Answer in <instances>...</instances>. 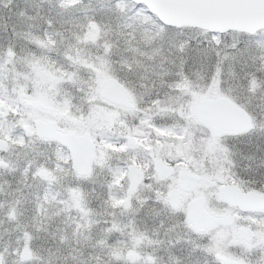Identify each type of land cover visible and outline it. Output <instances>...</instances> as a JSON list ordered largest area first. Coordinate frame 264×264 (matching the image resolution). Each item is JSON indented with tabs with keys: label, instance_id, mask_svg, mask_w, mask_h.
<instances>
[{
	"label": "snow or ice",
	"instance_id": "6c2138e0",
	"mask_svg": "<svg viewBox=\"0 0 264 264\" xmlns=\"http://www.w3.org/2000/svg\"><path fill=\"white\" fill-rule=\"evenodd\" d=\"M0 264H264V0H0Z\"/></svg>",
	"mask_w": 264,
	"mask_h": 264
}]
</instances>
